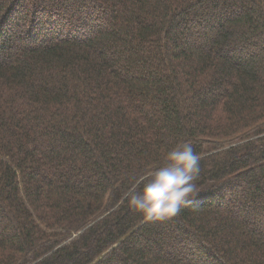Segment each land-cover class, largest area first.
I'll list each match as a JSON object with an SVG mask.
<instances>
[{"label":"trees","instance_id":"16d2710c","mask_svg":"<svg viewBox=\"0 0 264 264\" xmlns=\"http://www.w3.org/2000/svg\"><path fill=\"white\" fill-rule=\"evenodd\" d=\"M183 142L196 194L146 220ZM0 264H264V0H0Z\"/></svg>","mask_w":264,"mask_h":264},{"label":"clouds","instance_id":"9594fccd","mask_svg":"<svg viewBox=\"0 0 264 264\" xmlns=\"http://www.w3.org/2000/svg\"><path fill=\"white\" fill-rule=\"evenodd\" d=\"M200 159L189 142L170 148L164 163L139 179L125 194L129 208L146 220L164 221L178 215L181 205L190 203L189 197L196 194Z\"/></svg>","mask_w":264,"mask_h":264}]
</instances>
